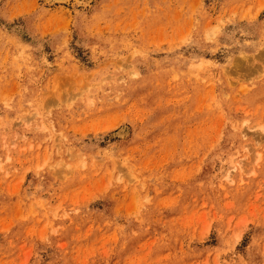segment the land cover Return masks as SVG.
I'll return each mask as SVG.
<instances>
[{
  "label": "rangeland",
  "instance_id": "1",
  "mask_svg": "<svg viewBox=\"0 0 264 264\" xmlns=\"http://www.w3.org/2000/svg\"><path fill=\"white\" fill-rule=\"evenodd\" d=\"M0 264H264V0H0Z\"/></svg>",
  "mask_w": 264,
  "mask_h": 264
},
{
  "label": "bare ground",
  "instance_id": "2",
  "mask_svg": "<svg viewBox=\"0 0 264 264\" xmlns=\"http://www.w3.org/2000/svg\"><path fill=\"white\" fill-rule=\"evenodd\" d=\"M54 1H59V0H54ZM62 1V0H61ZM64 1V0H63ZM47 2V1H46Z\"/></svg>",
  "mask_w": 264,
  "mask_h": 264
}]
</instances>
